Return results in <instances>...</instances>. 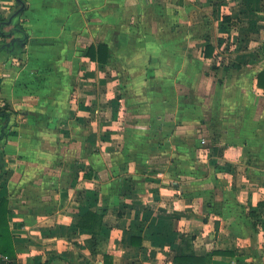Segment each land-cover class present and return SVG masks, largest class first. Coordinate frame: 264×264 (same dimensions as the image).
Here are the masks:
<instances>
[{"label":"crops","instance_id":"crops-1","mask_svg":"<svg viewBox=\"0 0 264 264\" xmlns=\"http://www.w3.org/2000/svg\"><path fill=\"white\" fill-rule=\"evenodd\" d=\"M23 1L25 50L0 53V106L18 113L5 130L0 187L16 249L9 262L177 264L193 253L264 264V91L255 78L264 67L234 64L240 75L225 79L221 55L228 32L254 49L239 60L264 64L257 2ZM16 7L0 0V19ZM208 20L211 37H201ZM100 44L104 64L85 55ZM88 211L103 215L95 246L77 226Z\"/></svg>","mask_w":264,"mask_h":264},{"label":"trees","instance_id":"trees-1","mask_svg":"<svg viewBox=\"0 0 264 264\" xmlns=\"http://www.w3.org/2000/svg\"><path fill=\"white\" fill-rule=\"evenodd\" d=\"M17 7L14 13L22 9L17 16L14 17L13 21L9 23L11 17H13L14 13L9 17V19H0V35L3 37L5 41L0 42V53L3 51H8L10 54L15 55L17 51L24 52L25 45L28 42V34L23 26L22 17L27 10L26 3L21 0L17 1ZM225 21H229V18L226 17ZM12 29L6 32L7 27H11ZM9 34H12L11 37H8ZM21 36V37H14ZM10 39L9 42L6 40ZM13 39H17L15 43L14 49L12 47L6 48L4 45L6 43H10ZM4 47V48H3ZM214 52V46L209 44L205 49V56L210 57ZM85 55L91 57L93 60H97L99 63L104 64L109 56V49L106 44H100L99 46L91 45L85 51ZM211 71H213L216 75L220 72V67L216 64L211 65ZM257 80V86L264 91V68L259 70L255 76ZM1 100V99H0ZM18 116V113L9 109V107L2 108L0 106V124H4L3 130L0 132V187L1 181L8 174L7 163L5 161V151L3 147V142L6 140L7 135L5 130L9 128L10 124L13 123ZM11 122V123H10ZM214 139V138H213ZM213 144L216 147L215 140H213ZM9 208H10V200L8 197L0 195V256L8 257L10 260L16 258V249L14 246V235L11 231L10 223H9ZM80 229L86 230L92 234V239L90 241L91 246H95L97 242V237L101 234L103 227V215L97 212L88 211L85 213L77 225ZM111 257L107 256L105 264H111L109 262ZM174 262L177 264H210V256L208 257H200L193 253L191 254H178L174 258ZM0 263H2L0 259ZM8 264H13L9 262ZM47 264V263H44Z\"/></svg>","mask_w":264,"mask_h":264},{"label":"rangeland","instance_id":"rangeland-1","mask_svg":"<svg viewBox=\"0 0 264 264\" xmlns=\"http://www.w3.org/2000/svg\"><path fill=\"white\" fill-rule=\"evenodd\" d=\"M215 1H218L217 3H222V2H225L227 0H215ZM238 1H240L239 2L240 5H245L246 3H250V5L251 4L253 5L254 2H257V11L260 14H257L256 17L262 18L264 20V0H238ZM208 2H210L211 4H214L215 3L214 0H209ZM249 11H243L241 13H246V12H249ZM257 11H256V13H257ZM239 14H240V12H239ZM236 17H238V16H236ZM225 18L226 17H224V20H226ZM207 23H208L207 25L209 26L208 27V30L204 31V33H202V34H200V32H199V33H197V35L200 34L201 37H204V36L211 37L210 34H211V30H212V26H213L214 22H213V20H208ZM214 26H216V25H214ZM230 28H232V27H230ZM224 33L225 34L223 35V39H222L223 41L221 42V44H222V48H221L222 54L221 55L223 56L222 58H224L222 60V63L224 64L225 67H229V70H227L229 72L226 74L227 76L224 77L225 79H227V78H233L232 75H235V76L240 75L239 72H237V71H239L242 68H240V69L237 70L236 68H233V65L234 64L235 65L236 64L237 65L238 64L241 65L242 62H243L244 64L251 65V66H249V68L247 67L248 69L246 68V71H248V72L249 71H252L253 72L254 70L257 71L258 69L261 68V66L264 67V64L258 66L259 65V61L256 62L255 63L256 65H255L253 63V61L255 59H252V58H242L241 60H239V57L241 55H247V52L248 53H253L254 52V49L251 48V47L248 48L246 46H243V44H241V45L238 44L237 43V40H236L237 36H232V33H228V32H224ZM239 40L240 39H238V41ZM260 43L261 44H259L258 46H255V52H256L255 55H257V57H259L260 59H263L264 60V42L262 41ZM256 66H258V68H256ZM230 67H232V68H230ZM233 72H235V73H233ZM36 109H38V108H36ZM36 111H34V112H32L30 114L34 118H37L38 117L37 114H40V112H41V111L39 112V110H36ZM62 134L64 136L66 135V138L67 139L68 138L70 139V137L72 135V133H71L70 130H64V132H62Z\"/></svg>","mask_w":264,"mask_h":264},{"label":"water","instance_id":"water-1","mask_svg":"<svg viewBox=\"0 0 264 264\" xmlns=\"http://www.w3.org/2000/svg\"><path fill=\"white\" fill-rule=\"evenodd\" d=\"M17 1L20 2L21 0H17ZM21 10H22V9H20V10L17 11L16 13H14L13 17L10 18L9 23H11V22L13 21L14 17L17 16ZM11 36H12V34H9V35H8V37H11ZM16 41H17V39H13L10 43H6V45H4V47H6V48H10V47H12V48L14 49ZM4 47H3V48H4Z\"/></svg>","mask_w":264,"mask_h":264},{"label":"built area","instance_id":"built-area-1","mask_svg":"<svg viewBox=\"0 0 264 264\" xmlns=\"http://www.w3.org/2000/svg\"><path fill=\"white\" fill-rule=\"evenodd\" d=\"M0 258H1L3 261H7V262L10 261V259H9L8 257H5V256H0Z\"/></svg>","mask_w":264,"mask_h":264}]
</instances>
